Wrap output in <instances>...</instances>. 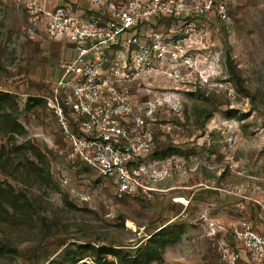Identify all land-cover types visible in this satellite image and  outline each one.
<instances>
[{
    "label": "rangeland",
    "instance_id": "1",
    "mask_svg": "<svg viewBox=\"0 0 264 264\" xmlns=\"http://www.w3.org/2000/svg\"><path fill=\"white\" fill-rule=\"evenodd\" d=\"M24 1L0 0V264H224L213 225L264 202V0H226L209 85L153 87L156 152L174 153L172 168L123 198L62 153L44 96L67 53L27 35Z\"/></svg>",
    "mask_w": 264,
    "mask_h": 264
},
{
    "label": "built area",
    "instance_id": "2",
    "mask_svg": "<svg viewBox=\"0 0 264 264\" xmlns=\"http://www.w3.org/2000/svg\"><path fill=\"white\" fill-rule=\"evenodd\" d=\"M24 2L27 35L61 41L67 53L44 96L58 120L65 158L113 181L119 198L149 195L173 162L156 154L162 101L149 94L154 86L178 88L191 78L211 83L221 57L214 27L230 20L228 2ZM259 218L264 225V202ZM211 234L224 264H264V230L250 218L214 224Z\"/></svg>",
    "mask_w": 264,
    "mask_h": 264
},
{
    "label": "crops",
    "instance_id": "3",
    "mask_svg": "<svg viewBox=\"0 0 264 264\" xmlns=\"http://www.w3.org/2000/svg\"><path fill=\"white\" fill-rule=\"evenodd\" d=\"M178 197H182V196H178ZM259 215H260V212H259ZM259 215L255 216V217H243V218H250L252 221H254V223L256 224V227L259 230H264V225L262 224L261 219L259 218ZM238 220L239 219H235V220H233V221H231V222H229L227 224H225V223H223V224L228 227L230 224L235 223Z\"/></svg>",
    "mask_w": 264,
    "mask_h": 264
},
{
    "label": "trees",
    "instance_id": "4",
    "mask_svg": "<svg viewBox=\"0 0 264 264\" xmlns=\"http://www.w3.org/2000/svg\"><path fill=\"white\" fill-rule=\"evenodd\" d=\"M157 154H158L159 157L167 158V157H169L170 155H173L174 153H171V152H163V151L158 152V151H157ZM155 234H156V233H155ZM155 234H153V235L151 236V238H153V237L155 236ZM130 259H133L135 262L138 261V260H140V258H138V256L135 257V258L130 257Z\"/></svg>",
    "mask_w": 264,
    "mask_h": 264
}]
</instances>
